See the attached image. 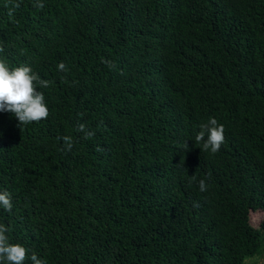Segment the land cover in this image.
Wrapping results in <instances>:
<instances>
[{
	"label": "trees",
	"instance_id": "1",
	"mask_svg": "<svg viewBox=\"0 0 264 264\" xmlns=\"http://www.w3.org/2000/svg\"><path fill=\"white\" fill-rule=\"evenodd\" d=\"M41 2L0 0V59L50 82L37 85L47 119L21 127L0 112V192L13 204L0 224L24 264L263 254L251 212H264V0ZM213 117L225 128L215 154L195 142Z\"/></svg>",
	"mask_w": 264,
	"mask_h": 264
},
{
	"label": "clouds",
	"instance_id": "2",
	"mask_svg": "<svg viewBox=\"0 0 264 264\" xmlns=\"http://www.w3.org/2000/svg\"><path fill=\"white\" fill-rule=\"evenodd\" d=\"M38 9L44 8V3L41 0H35L33 4ZM20 4L15 3L13 8L9 10V16L13 15L16 8ZM4 49L0 46V52ZM102 63L107 64L110 68L113 63L109 60H102ZM58 70L66 72L67 66L64 62L59 63ZM37 85L42 88H48L50 82L41 79L38 73H35L30 66L22 65L14 68H9L7 63L0 59V112H8L14 115L19 121L18 126H24L33 122L39 123L41 120L47 119L49 116V108L45 102L43 92L37 90ZM200 131L195 136V142H203L202 151H210L212 154L217 153L225 141V128L223 124H219L213 117L206 123L200 125ZM77 131L84 133L85 139H90L95 135L94 132L87 131L84 124H79ZM65 143V148L71 151L73 147L72 138L65 136L62 138ZM200 191L207 190L205 180L199 181ZM195 207H199L198 203L194 202ZM0 207L11 212L13 208L12 199L7 191L0 192ZM10 229L3 224H0V264H24L28 259V249L19 243H10L8 233ZM32 264H46V262L33 253L30 257Z\"/></svg>",
	"mask_w": 264,
	"mask_h": 264
},
{
	"label": "rangeland",
	"instance_id": "3",
	"mask_svg": "<svg viewBox=\"0 0 264 264\" xmlns=\"http://www.w3.org/2000/svg\"><path fill=\"white\" fill-rule=\"evenodd\" d=\"M251 218H252V223L254 224V226L260 228V225L264 219V212L262 210L252 211ZM246 264H264V249H263V254L255 255V256L247 258Z\"/></svg>",
	"mask_w": 264,
	"mask_h": 264
}]
</instances>
